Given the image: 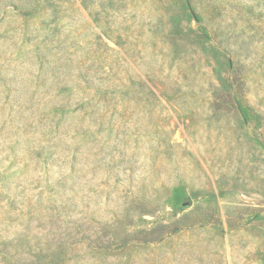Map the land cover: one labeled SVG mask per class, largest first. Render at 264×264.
<instances>
[{
    "label": "rangeland",
    "instance_id": "rangeland-1",
    "mask_svg": "<svg viewBox=\"0 0 264 264\" xmlns=\"http://www.w3.org/2000/svg\"><path fill=\"white\" fill-rule=\"evenodd\" d=\"M0 264H264V0H0Z\"/></svg>",
    "mask_w": 264,
    "mask_h": 264
},
{
    "label": "trees",
    "instance_id": "trees-1",
    "mask_svg": "<svg viewBox=\"0 0 264 264\" xmlns=\"http://www.w3.org/2000/svg\"><path fill=\"white\" fill-rule=\"evenodd\" d=\"M232 84H236V89H242L243 83L240 79H236L235 81L231 80ZM237 94H240L239 92L236 91Z\"/></svg>",
    "mask_w": 264,
    "mask_h": 264
}]
</instances>
